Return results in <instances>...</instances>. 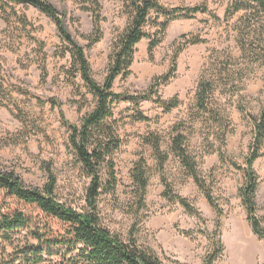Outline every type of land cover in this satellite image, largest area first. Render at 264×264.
Instances as JSON below:
<instances>
[{
    "label": "rangeland",
    "instance_id": "obj_1",
    "mask_svg": "<svg viewBox=\"0 0 264 264\" xmlns=\"http://www.w3.org/2000/svg\"><path fill=\"white\" fill-rule=\"evenodd\" d=\"M45 1L62 16L66 31L85 53L92 78L102 84L112 45L129 20L122 1L99 0L102 37L93 46L84 38L93 27L91 13L83 9L90 6L91 0ZM159 3L166 9L206 6L208 13L172 21L151 54L149 40L138 43L131 75L116 79L113 85L116 94L146 92L152 79L169 69L172 45L179 37L197 36L204 43L188 46L179 55L176 78L155 89L151 100L140 101L137 106L131 102L115 105L114 119L122 143L114 155L115 189L97 199L103 226L123 240L134 231L137 244L164 264H203L217 241L223 250L213 264H243L239 256L245 250L247 264H264V239L252 233L239 195L253 137L250 117H257L264 104V62L251 65L243 58L234 29L243 13L226 18L227 0ZM13 8L16 15L0 13V169L14 172L26 187L42 189L47 183L43 164H49L56 179L58 200L82 211L86 208L89 179L71 153L58 109L48 100L59 101L61 111L71 123H79L93 109L95 100L72 67L54 23L32 6ZM22 18L24 21H20ZM146 30L153 34L157 27L150 23ZM43 60L46 77L41 81ZM203 76L217 86L211 108L222 113L221 124H230L223 141L213 119L195 107L197 83ZM174 98L179 106L164 113L157 100L169 102ZM137 113L148 121L137 120ZM23 120L26 126L21 124ZM174 128L186 136V150L220 213L209 205L171 152ZM25 130L31 134L26 140L22 135ZM151 134L160 137L161 150L168 156L162 168L145 141ZM141 158L148 180L142 205L131 177ZM252 167L259 181L257 218L264 228V157L258 158ZM165 186L173 200L165 195ZM175 197L184 199L193 213Z\"/></svg>",
    "mask_w": 264,
    "mask_h": 264
},
{
    "label": "trees",
    "instance_id": "obj_2",
    "mask_svg": "<svg viewBox=\"0 0 264 264\" xmlns=\"http://www.w3.org/2000/svg\"><path fill=\"white\" fill-rule=\"evenodd\" d=\"M85 1V0H83ZM129 16L128 23L115 39L109 56L106 76L102 84L97 83L91 75L90 65L85 53L66 31L62 16L45 0H0V13L16 15L15 5H29L46 15L55 25L61 42L66 46L72 61V67L79 74L81 81L93 96L95 105L85 113L79 123L69 122L61 111V104L56 99H49L52 107L59 112L61 124L68 133V145L83 175L89 179L85 190L86 208L82 211L61 203L56 194V179L49 164H43L47 174V183L42 189L26 187L12 171L0 169V264H164L151 251L137 244L133 234L128 233L126 239L112 234L103 226L97 199L102 194L113 192L116 185L114 155L119 150L122 140L117 133L114 119V107L118 103L131 102L137 106L140 101L151 100L155 89L168 85L176 78L177 59L188 47L204 43L197 36H181L173 42L169 69L161 76L152 79L146 92L139 95L116 94L113 85L116 79H126L131 75L135 47L143 39L149 40L148 50L157 47L168 25L177 19L194 18L195 15L208 13L206 6L163 8L159 0H121ZM91 13L92 32L84 36L89 46L98 43L101 32V6L99 0H91L90 6L83 8ZM9 11L10 14L7 13ZM243 13L236 23L237 46L243 58L249 64L264 62V0H227L224 12L226 18ZM152 14L156 17L152 18ZM162 18L160 22L158 20ZM24 21V18L20 19ZM228 21V19L226 20ZM153 23L157 30L150 34L146 27ZM160 36V37H159ZM42 50V47L40 48ZM41 81L45 80L46 70L42 62ZM217 86L204 76L197 83L195 91V107L202 115L211 117L217 127V135L224 140L230 124H221V115L217 108H211L212 99ZM164 113H169L179 106L177 98L169 102L160 99ZM240 112H243L240 109ZM137 120L147 122L148 118L140 113ZM253 124V137L248 147L245 160L244 184L239 195L246 211L247 221L252 233L264 239V228L257 218L256 191L259 181L253 170V163L260 157L264 143V104L257 117H250ZM21 124L25 125L24 120ZM171 138V152L178 158L186 175L193 178L194 183L203 192L207 202L220 213L197 172V165L189 156L185 143L186 136L178 128H174ZM25 140L30 132L22 134ZM146 144L152 148L160 168L168 160L161 150L160 137L151 134ZM131 177L139 190L141 205L147 188L145 162L141 158L135 163ZM165 195H168L165 186ZM173 200V199H172ZM188 212L193 210L187 202L175 197ZM18 236V237H17ZM203 264H213L222 253L220 241L215 244ZM8 248L12 251L7 252ZM177 264V263H169Z\"/></svg>",
    "mask_w": 264,
    "mask_h": 264
},
{
    "label": "bare ground",
    "instance_id": "obj_3",
    "mask_svg": "<svg viewBox=\"0 0 264 264\" xmlns=\"http://www.w3.org/2000/svg\"><path fill=\"white\" fill-rule=\"evenodd\" d=\"M246 251H248V250H245V252H243V254L239 256V258L241 259V261L243 262V264H247V255H246L247 252Z\"/></svg>",
    "mask_w": 264,
    "mask_h": 264
}]
</instances>
